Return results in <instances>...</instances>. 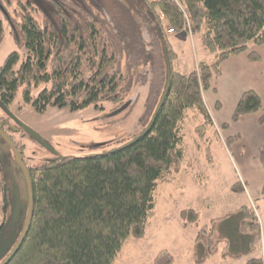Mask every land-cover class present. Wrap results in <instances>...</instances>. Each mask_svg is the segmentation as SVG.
Returning <instances> with one entry per match:
<instances>
[{"label":"trees","instance_id":"1","mask_svg":"<svg viewBox=\"0 0 264 264\" xmlns=\"http://www.w3.org/2000/svg\"><path fill=\"white\" fill-rule=\"evenodd\" d=\"M0 3L11 33L14 28V36L15 32L18 36L17 44L26 49L24 57L16 51L10 53L0 67V96L6 106L19 95L39 113L49 106L74 112L98 107L102 102L122 105L130 72L127 74L120 63L126 58L127 69L133 67L131 74L137 71L136 77L147 86L154 114L167 82L166 45L171 63L169 88L147 130L114 151L58 157L31 171L32 219L22 245L9 262L113 264L128 239L145 236L155 208L158 181L179 171L184 154L182 122L187 110L194 109L209 120L202 92L221 75L222 63L247 51L250 44H264V0ZM163 19L174 32L200 34L215 60L202 62L189 73L175 72L172 61L176 54L169 46ZM4 37L0 20V43ZM249 58L259 60L254 52ZM131 77L130 81L136 79ZM39 85L44 87L34 96L33 89ZM261 109L258 94L246 91L231 120L235 123ZM259 158L264 164V147L259 149ZM231 190L244 191L240 182ZM236 214L243 220L241 231L252 235L251 244L258 243L259 224L254 210L243 206ZM180 217L185 223L198 221L192 209L181 211ZM212 233L208 229L198 233L196 241L205 239L207 251L201 257L196 253L197 264L216 252L211 246ZM199 247L197 244L196 249ZM247 264H264V260L253 257Z\"/></svg>","mask_w":264,"mask_h":264},{"label":"rangeland","instance_id":"2","mask_svg":"<svg viewBox=\"0 0 264 264\" xmlns=\"http://www.w3.org/2000/svg\"><path fill=\"white\" fill-rule=\"evenodd\" d=\"M0 18L3 20L5 30V37L0 43L1 67L10 53L18 51L21 56H24L26 49L23 47L21 49L14 40V38L18 39V36L16 34V37L14 36V28H12L11 33L9 24L4 19L1 11ZM162 22L167 37V34H170L167 31L171 27L166 20L163 19ZM174 33L176 34L171 39V43L173 45L175 43L180 61L190 63L195 59L192 53L193 50L188 43L189 39L187 38L185 41L184 36H189L190 39L192 38L195 41L197 55L201 56L199 52H202V50L209 52L204 47L200 34H193L191 31ZM120 64L125 68L127 74L130 72L126 81L125 101L122 105L102 102L98 107L89 106L74 112L49 106L43 113H39L32 108L31 104L25 103L22 96L19 95L15 102L11 104L12 112L17 118L14 117L44 138L46 144L48 142V147L53 148L57 155L55 156L51 151H46L38 143H31L29 139L25 143L49 159H55L56 157H87L102 155L119 149L147 130L154 116L151 110L152 103H150L152 101L149 100V95H147V86L144 87L143 80L136 77V75L138 76L137 71L131 74L132 69L134 72L132 66V69H127L129 63L126 58H123ZM150 66L149 68H151ZM177 67V62H175L174 69H177ZM132 75L136 79L130 81ZM43 87V85H39L34 88V96ZM192 115H195L194 110L188 109L183 122L185 156L182 164L179 165V173L174 174L172 172L158 181L155 191V208L153 215L146 224L145 236L142 239H128L113 264H194L193 246L195 245L196 248L197 244L200 246L196 249L198 257H201L203 252L207 251L205 239L202 238L194 244L197 233L204 225L203 223L208 221V218L214 217L213 215L221 213L222 209H225V211L235 209L237 201L242 200L241 196L230 190L235 174L241 180V170L238 168L235 155L230 151L229 144L227 146L225 141L223 142L218 135V139L213 138V135L209 137L207 129L205 137L200 139L199 137L204 129L198 126V119L193 118ZM208 137L213 142L211 156L214 163L210 167H208L209 165L205 159L208 155L207 151L204 149L197 150V142L203 144ZM215 140H218L219 143L217 144L220 147H217ZM0 149V181L8 185L11 193L9 198L7 197L8 201H5L8 209V213H5L2 210L3 199L0 191V225L5 221V227L6 225L7 228L9 227L8 230L4 229L2 231L3 240L7 237V232L13 220L16 188H19L22 195L24 208L18 222L19 229L16 228L19 233L22 231L27 216L28 196L25 182L21 179L17 166L14 164L10 147L0 142ZM41 157L42 155L36 156L34 166L37 167L42 164ZM241 182V186L245 187L243 180ZM252 206L255 207L254 204ZM191 207H197L200 210L201 221L197 224L186 225L180 219L179 213L182 210L193 209ZM257 208L259 207L257 206ZM260 211H263L261 207ZM227 220V225L231 230L234 232L241 231L240 217L237 214L229 215ZM221 222L214 224L217 230L221 228ZM217 235L218 231L215 232L214 236H211V246L213 249H218L221 253H224L226 252L224 245L216 241L219 240L216 239ZM259 236V243L252 244V247L249 248L250 252L249 249L244 250L243 255L254 252L264 258V230L259 232Z\"/></svg>","mask_w":264,"mask_h":264},{"label":"crops","instance_id":"3","mask_svg":"<svg viewBox=\"0 0 264 264\" xmlns=\"http://www.w3.org/2000/svg\"><path fill=\"white\" fill-rule=\"evenodd\" d=\"M183 31H181L180 33H183ZM175 34L176 33L167 34V40L170 44L169 46L171 47L172 51L176 54L175 59L172 61V67L175 72L189 73L193 70H197L199 63H212L215 60V54H211L206 50H202V52H199L201 56L197 55L195 49V41H193L192 38L190 39L189 36H184L183 38L185 39V41L187 38L189 39L188 43L190 45V48H192L193 50L192 53L194 54L195 59L190 63L180 61L177 47H175V43L174 45L173 43H171V39L174 37ZM252 52L256 53L259 56V60L253 61L249 58V54ZM175 62H177L178 65L177 69H174ZM188 67L190 69H186ZM220 68L221 75L211 82L210 89L202 92L203 102L208 111L210 119L207 120L202 114H200L194 109L193 110L195 112V115L192 116L193 118L198 119V126L203 127L204 129L202 135L199 137L200 139H203L205 137L207 129L209 137H211L210 135H213V138L215 137V139H218V135L223 142L225 141L227 146L229 144L230 151L231 153L233 152L232 154L235 155L238 168L241 170L240 177L241 180H243L245 187L242 186L244 190L242 193H235L231 190V187L234 184L241 182V180H239L238 176H236L235 174V179L233 181V184L230 186V190L233 193L241 196L242 200L237 201L235 205L237 207L235 209L226 211L225 209H222L220 211L221 213H217L216 215H213L214 217L208 218V221L204 222V225L201 226V229L212 230L213 236L215 232L218 231L216 239L219 240L216 241L224 245V248L226 250V252L221 253L218 249H216V252L206 257L204 262L201 264H247V261L250 258H260V256H258V254L254 252L249 253L247 255H243L244 250H248L252 247V235L247 231L234 232L228 227V220L224 218L229 217V215L236 214L241 207L247 206L249 208H252L257 216L259 232L261 230H264V196L262 194L264 188V164L259 158V149L264 147V122H261V118L264 116V44L260 46L250 44L247 51L228 58L222 63ZM249 90H253L258 94L262 102V109L257 112L242 116L237 122L233 123L231 119L235 107L243 93ZM209 137L207 141L203 144L197 142V150L200 151L204 149L207 151L208 155L205 159L209 165L208 167H210V165L214 163V159H212L211 156L213 142L210 141ZM217 143H219L218 140H215L216 145H218ZM217 147L220 146L218 145ZM183 149L184 159V145ZM178 173L179 171L174 172V174ZM253 204L255 205V207L252 206ZM257 206L259 208H257ZM260 207L263 209V211H260ZM192 210H194L198 214V223L199 221H201L200 210L197 209V207H194ZM238 217L240 216L238 215ZM220 221H222L221 228L217 230L214 227V224ZM242 221L243 220L240 217V224H242ZM197 223L185 224L188 225ZM195 243L196 239L194 241V244ZM192 251L194 264H197L195 245L193 246Z\"/></svg>","mask_w":264,"mask_h":264},{"label":"flooded vegetation","instance_id":"4","mask_svg":"<svg viewBox=\"0 0 264 264\" xmlns=\"http://www.w3.org/2000/svg\"><path fill=\"white\" fill-rule=\"evenodd\" d=\"M2 6V4L0 3V11L1 13L3 14V17H4V8ZM5 19V17H4ZM1 21H3L1 18H0ZM6 20V19H5ZM16 34V33H15ZM17 36V34H16ZM15 36V37H16ZM18 38V37H17ZM14 40L16 41V39L14 38ZM22 49V48H21ZM18 52V51H16ZM19 53V52H18ZM165 54V53H164ZM26 55V54H25ZM24 55V56H25ZM24 56H21V57H24ZM167 57V55H165ZM21 65V61L19 63H17L15 65L16 68H19ZM0 102L2 104H4L2 102V98L0 96ZM5 105V104H4ZM6 106V105H5ZM9 111L11 112V114L13 116L16 117V115L12 112V107L11 105L9 106H6ZM17 118V117H16ZM19 120V119H18ZM20 121V120H19ZM21 122V121H20ZM38 136H40L39 134H37ZM41 137V136H40ZM29 139L31 143H38L40 144L42 147H44V149L48 152H53V154L56 156L57 153L54 151V149L52 150L50 147H48V142L46 144L44 138L41 137V139L43 140V142H40L39 140H37L36 138H34L33 136H31L30 133H28L26 130H24L22 127H21V124H19L15 118H13L10 114H8L1 106H0V142L1 143H4L6 145H8L10 147V150L12 151V155H13V161H14V164L17 166V171L18 173L20 174V177L21 179L25 182V175H24V172L22 170V168L16 164V161H15V156H14V151L13 149L11 148L8 140L14 145V147L20 152L21 156H22V162L23 164L26 166L27 170H28V173L30 175L31 171L33 169L36 168V166L33 165L34 163V159L36 158V156L38 155H42L41 159H42V163H44L45 161H48V160H53V159H49L48 157H44L43 154H40L39 151L37 150H33L31 147H29V145L27 143H25V141ZM28 151H29V155H28ZM0 153H1V149H0ZM58 158V157H56ZM38 165V164H36ZM31 178V176H30ZM26 186V184H25ZM19 189V188H18ZM0 191H1V196H2V210L5 212V213H8L7 212V204H6V198L7 196L9 197L10 196V189L8 187V185H6L3 181H0ZM15 197H16V193H15ZM11 198V197H10ZM20 198H21V214H22V211H24V208H23V204H22V195L20 193ZM19 222V221H18ZM12 224V223H11ZM5 227V221L3 222V224L0 225V234L1 232L4 230V229H7V225ZM14 228V229H13ZM18 228L19 229V226H18V223L12 227H10L9 231L7 232V237L5 238V240L11 235L12 232H15L16 233V238L17 236L20 235L19 233V230L16 229ZM1 246V245H0ZM11 248L8 250V253L10 252ZM7 256V254H6ZM2 257V259H0V263L5 259V257Z\"/></svg>","mask_w":264,"mask_h":264},{"label":"water","instance_id":"5","mask_svg":"<svg viewBox=\"0 0 264 264\" xmlns=\"http://www.w3.org/2000/svg\"><path fill=\"white\" fill-rule=\"evenodd\" d=\"M2 8V7H1ZM3 9V8H2ZM4 10V9H3ZM163 50L165 55H167V48L166 45L163 44ZM166 65H167V82H166V86L163 92V95L161 97L160 103L156 108V111L154 113L153 119L151 121V124L153 123L154 119L156 118L158 111L161 107L162 102L164 101V99L166 98L167 92H168V88H169V82H170V76H171V63L168 57H166ZM0 106L8 113L10 114L13 118H15L11 112L9 111V109L0 102ZM16 119V118H15ZM16 121L21 124V127L26 130L28 133L31 134V136H33L34 138H36L37 140H39L40 142H43V140L41 139L40 136H38L32 129H30L29 127H27L26 125H24L22 122H20L18 119H16ZM150 124V126H151ZM11 148L14 151V156H15V161L16 164H18L25 175V184H26V189H27V196H28V200H27V216H26V220L25 223L22 227V231L20 233L19 236H17L16 238V233L12 232L11 235L5 240V238L3 240H1L0 243V259H2V257H5V259L0 263V264H9V262L11 261V259L13 258V256L16 254V252L18 251V249L20 248V246L22 245L29 227H30V222L32 219V214H33V193H32V182H31V178L30 175L28 173V170L26 168V166L23 164L22 162V156L20 154V152L14 147V145L8 140ZM44 143V142H43ZM53 150V148H51ZM20 215H21V198H20V191L18 189V187L16 188V197H15V203H14V210H13V220H12V227H14L19 219H20ZM11 248L10 252L8 253V250Z\"/></svg>","mask_w":264,"mask_h":264},{"label":"built area","instance_id":"6","mask_svg":"<svg viewBox=\"0 0 264 264\" xmlns=\"http://www.w3.org/2000/svg\"><path fill=\"white\" fill-rule=\"evenodd\" d=\"M167 32L170 34L174 33L173 29H169Z\"/></svg>","mask_w":264,"mask_h":264}]
</instances>
